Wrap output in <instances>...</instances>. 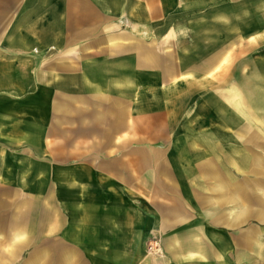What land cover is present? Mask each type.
<instances>
[{"label":"crops","instance_id":"1","mask_svg":"<svg viewBox=\"0 0 264 264\" xmlns=\"http://www.w3.org/2000/svg\"><path fill=\"white\" fill-rule=\"evenodd\" d=\"M0 8V264H264V0Z\"/></svg>","mask_w":264,"mask_h":264},{"label":"bare ground","instance_id":"2","mask_svg":"<svg viewBox=\"0 0 264 264\" xmlns=\"http://www.w3.org/2000/svg\"><path fill=\"white\" fill-rule=\"evenodd\" d=\"M65 60V59H63ZM60 102H62V99H63V95H61V93L59 95L56 96V100H58ZM57 105H55V108H56ZM61 109L56 111V112H59L62 113V106H60ZM55 120V123L56 125L58 124H62V122L64 121L63 117L62 116H54L53 118ZM43 120L41 119H38V125H39V128L36 129V133H39L41 134L42 136H44L46 134V129H41L43 127V125L41 126V123ZM1 171H3V167H2V164L0 165V173H2ZM243 195V194H242ZM243 197L249 202V198L247 196H244ZM260 216L261 217H264V190H263V187H262V201H261V211H260ZM18 236V235H17ZM17 236H15L14 238H17Z\"/></svg>","mask_w":264,"mask_h":264},{"label":"rangeland","instance_id":"3","mask_svg":"<svg viewBox=\"0 0 264 264\" xmlns=\"http://www.w3.org/2000/svg\"><path fill=\"white\" fill-rule=\"evenodd\" d=\"M1 10H2V9L0 8V12H1ZM2 15H3V14H0V19L2 18ZM59 146H60V145H59ZM57 148H58V147H55V146L52 147V149H53L54 152H56V151L58 150ZM148 241H150V243H151V246L148 247V250H150V252L153 253L152 250H153V246H155V245H153L152 243H153V242H156V240H148Z\"/></svg>","mask_w":264,"mask_h":264}]
</instances>
